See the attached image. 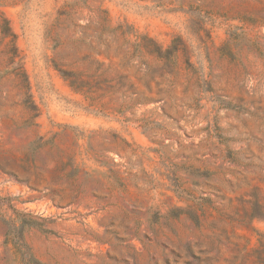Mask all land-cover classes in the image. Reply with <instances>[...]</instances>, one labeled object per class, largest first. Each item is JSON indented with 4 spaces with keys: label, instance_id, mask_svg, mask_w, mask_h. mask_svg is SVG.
Wrapping results in <instances>:
<instances>
[{
    "label": "rangeland",
    "instance_id": "rangeland-1",
    "mask_svg": "<svg viewBox=\"0 0 264 264\" xmlns=\"http://www.w3.org/2000/svg\"><path fill=\"white\" fill-rule=\"evenodd\" d=\"M0 264H264V0H0Z\"/></svg>",
    "mask_w": 264,
    "mask_h": 264
},
{
    "label": "trees",
    "instance_id": "trees-1",
    "mask_svg": "<svg viewBox=\"0 0 264 264\" xmlns=\"http://www.w3.org/2000/svg\"><path fill=\"white\" fill-rule=\"evenodd\" d=\"M9 29V28H8Z\"/></svg>",
    "mask_w": 264,
    "mask_h": 264
}]
</instances>
